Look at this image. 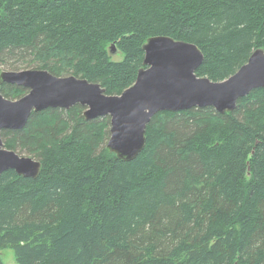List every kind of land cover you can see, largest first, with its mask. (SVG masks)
Masks as SVG:
<instances>
[{"label":"trees","instance_id":"trees-1","mask_svg":"<svg viewBox=\"0 0 264 264\" xmlns=\"http://www.w3.org/2000/svg\"><path fill=\"white\" fill-rule=\"evenodd\" d=\"M158 35L196 45V75L221 81L264 47V0H0V65L108 95L134 82ZM25 92L0 85L6 98ZM83 110L47 108L1 130L5 148L41 167L0 173V250L18 264H264V87L225 113L157 112L130 161L105 146L109 118Z\"/></svg>","mask_w":264,"mask_h":264},{"label":"water","instance_id":"water-1","mask_svg":"<svg viewBox=\"0 0 264 264\" xmlns=\"http://www.w3.org/2000/svg\"><path fill=\"white\" fill-rule=\"evenodd\" d=\"M109 50L117 51L113 44ZM142 50L143 66L134 82L115 95L75 75L55 76L45 69L1 71L0 85L14 84L26 92L14 99L0 93V173L12 169L23 177L38 175L40 162L5 148L1 138L2 129L22 128L32 112L79 104L86 120L107 116L106 148L130 161L143 150L146 126L157 112L211 107L225 113L236 107L240 97L264 87V47L252 51L244 64L221 81L196 75L203 54L193 43L158 35L147 38Z\"/></svg>","mask_w":264,"mask_h":264},{"label":"rangeland","instance_id":"rangeland-1","mask_svg":"<svg viewBox=\"0 0 264 264\" xmlns=\"http://www.w3.org/2000/svg\"><path fill=\"white\" fill-rule=\"evenodd\" d=\"M111 45L107 46V49H108L109 54H110V59L113 61L121 60L123 57V54L119 51L110 52L109 49H110ZM12 63H13V61H11L10 65H7V64L0 65V72L1 71H19V70L25 69V68H22V69L15 70L14 68H11ZM14 67H16V66H14ZM25 67H27L26 69H33L32 65L25 66ZM61 109H63V108H61ZM42 119L45 120L46 117L45 118L42 117ZM16 152L21 156L31 157V158L35 159L32 155L28 154L27 152H18V151H16ZM0 259H1L2 264H18L15 260L14 252L10 247H5V248L0 250Z\"/></svg>","mask_w":264,"mask_h":264}]
</instances>
